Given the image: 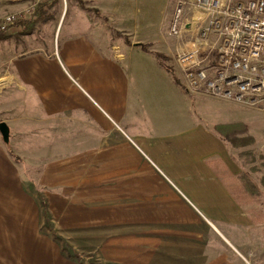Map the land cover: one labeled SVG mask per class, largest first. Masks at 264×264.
<instances>
[{
  "label": "crops",
  "instance_id": "obj_1",
  "mask_svg": "<svg viewBox=\"0 0 264 264\" xmlns=\"http://www.w3.org/2000/svg\"><path fill=\"white\" fill-rule=\"evenodd\" d=\"M116 49L71 35L64 83L40 49L8 59L0 116L20 152L0 138V264H264V210L235 199L215 129L247 122H198L199 94L139 44Z\"/></svg>",
  "mask_w": 264,
  "mask_h": 264
},
{
  "label": "rangeland",
  "instance_id": "obj_2",
  "mask_svg": "<svg viewBox=\"0 0 264 264\" xmlns=\"http://www.w3.org/2000/svg\"><path fill=\"white\" fill-rule=\"evenodd\" d=\"M42 1L44 0H0V24L8 16L18 17L13 27L0 33V76L8 71V59L40 49L53 62L54 69L56 64L60 66L61 72L54 70L53 77L64 83V45L71 35H86L103 53L113 52L116 47L118 55L124 54L126 48L139 44L140 49L155 60L147 57L136 60L140 63H151L157 61L156 54H163L170 58L168 64L176 73L174 61L179 50L190 48L192 44V37L189 35L181 40L170 36L178 0H57L51 12L52 19L37 24L30 32L24 34L23 22L32 17L36 5ZM199 13L186 14L185 22H189L193 17L201 20ZM199 20L196 22L201 26L203 23ZM65 73L69 76L66 70ZM176 75L179 79L178 73ZM3 81H0V93L5 88L2 87ZM76 87L85 93L77 83ZM85 96L97 106L90 96ZM190 103L198 122L200 120L207 126L244 120L247 122L243 126L226 125L215 129L219 134L222 133L225 139H229L227 143L234 154L232 160L236 164L235 171L239 172L237 182L230 183L231 187L235 188L237 193L238 190H243V187L250 190L255 182L260 192L257 190L254 194L255 197L259 196L260 202H249V208L254 210L255 206L260 205L264 210V104L258 108H248L203 95L190 98ZM1 118L2 116L0 123ZM6 146L15 153L20 152L12 139ZM240 178L245 179L242 181ZM261 216H264V213ZM219 242L218 234L214 233V255L219 252Z\"/></svg>",
  "mask_w": 264,
  "mask_h": 264
},
{
  "label": "built area",
  "instance_id": "obj_3",
  "mask_svg": "<svg viewBox=\"0 0 264 264\" xmlns=\"http://www.w3.org/2000/svg\"><path fill=\"white\" fill-rule=\"evenodd\" d=\"M190 12L201 20L185 22ZM17 19L6 17L0 33ZM186 35L192 44L174 61L186 91L248 108L264 104V0H178L170 36Z\"/></svg>",
  "mask_w": 264,
  "mask_h": 264
},
{
  "label": "trees",
  "instance_id": "obj_4",
  "mask_svg": "<svg viewBox=\"0 0 264 264\" xmlns=\"http://www.w3.org/2000/svg\"><path fill=\"white\" fill-rule=\"evenodd\" d=\"M56 3H57V0H53V2H50L48 0H44L42 2H39V4L36 5V8L33 11L32 17L28 21L23 22L24 29H25L23 33L25 34L27 32H30V30L33 29L37 24L45 23V22L49 21L50 19H52L51 12L53 11V8L56 5ZM0 35H2V34H0ZM155 57L158 61L159 66L161 68H163L166 72H168V74L173 79V82L177 86H182L177 75H176L177 74L176 70L168 64V62L170 61V58L163 55V54H156ZM216 128L218 129V127H216ZM216 132L218 133V131H216ZM219 135L223 136L222 133H220ZM12 157L14 158L15 161H17V162L20 161V159L17 156L13 155ZM240 179L243 181L245 178H240ZM256 185L257 184L254 182V184L251 186L250 190L246 187H243L242 188L243 190H241V189L238 190L236 195L234 194L235 199L240 201V202H245V203H249V202L259 203L260 202L258 199L259 196L255 197L256 195L254 194L259 188L258 185L257 186ZM48 225L51 226V224L49 222H48Z\"/></svg>",
  "mask_w": 264,
  "mask_h": 264
},
{
  "label": "water",
  "instance_id": "obj_5",
  "mask_svg": "<svg viewBox=\"0 0 264 264\" xmlns=\"http://www.w3.org/2000/svg\"><path fill=\"white\" fill-rule=\"evenodd\" d=\"M0 134L3 138L4 143L9 144L11 138V131L9 126L5 122L0 123Z\"/></svg>",
  "mask_w": 264,
  "mask_h": 264
}]
</instances>
